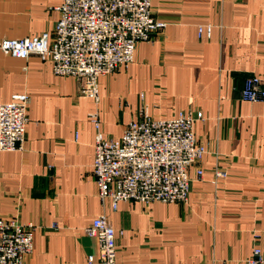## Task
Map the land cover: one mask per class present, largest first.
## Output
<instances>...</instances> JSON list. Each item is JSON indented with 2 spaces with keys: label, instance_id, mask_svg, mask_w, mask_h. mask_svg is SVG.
<instances>
[{
  "label": "crops",
  "instance_id": "1",
  "mask_svg": "<svg viewBox=\"0 0 264 264\" xmlns=\"http://www.w3.org/2000/svg\"><path fill=\"white\" fill-rule=\"evenodd\" d=\"M59 1L0 0V38L51 32ZM151 5L167 25L136 42L128 65L99 75L98 102L49 60L0 51V101L29 95L22 144L0 150V217L36 225L25 264H101L84 230L101 213L116 230L117 264H243L255 245L264 254V100L239 96L249 75L264 86V0ZM199 24H211L210 37L198 36ZM141 104L157 117L202 112L193 131L205 148L203 172L187 202L119 201L113 209L92 174L89 114L97 110L103 135L117 138Z\"/></svg>",
  "mask_w": 264,
  "mask_h": 264
},
{
  "label": "built area",
  "instance_id": "2",
  "mask_svg": "<svg viewBox=\"0 0 264 264\" xmlns=\"http://www.w3.org/2000/svg\"><path fill=\"white\" fill-rule=\"evenodd\" d=\"M58 17L51 32L0 38V51L28 58L38 55L51 62L59 75L82 80V91L95 102L100 98L98 77L128 65L138 40H150L167 21L154 15L151 0H60L54 5ZM198 36H211V24H199ZM240 98L264 100V86L257 75L245 77ZM29 95L12 94L0 101V150L18 148L26 135ZM202 112L178 110L170 117L150 114L141 104L135 117L117 138L105 137L97 110L89 119L96 128L92 174L101 200L109 198L113 209L119 201L148 203L187 202L193 179L200 178L199 162L205 152L194 136L193 122ZM193 166L194 176L189 172ZM217 177L226 171L215 170ZM36 225L16 217H0V264H25L33 249ZM98 245L101 264H117L116 230L106 214H97L84 228ZM93 255H88L92 261ZM243 264H264L259 245Z\"/></svg>",
  "mask_w": 264,
  "mask_h": 264
}]
</instances>
